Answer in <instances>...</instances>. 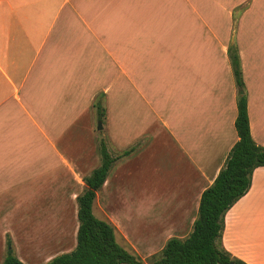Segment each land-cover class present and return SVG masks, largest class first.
Wrapping results in <instances>:
<instances>
[{"label":"crops","instance_id":"0c3cea01","mask_svg":"<svg viewBox=\"0 0 264 264\" xmlns=\"http://www.w3.org/2000/svg\"><path fill=\"white\" fill-rule=\"evenodd\" d=\"M232 39L264 146V0H0V253L8 224L42 207V191L79 181L80 124L95 136L98 105L110 153L134 149L114 163L94 211L117 194L139 214L146 195L159 237H186L239 139ZM81 158L96 162L89 174L101 163ZM143 161L141 178H128ZM222 242L264 264V167L227 211Z\"/></svg>","mask_w":264,"mask_h":264},{"label":"trees","instance_id":"16d2710c","mask_svg":"<svg viewBox=\"0 0 264 264\" xmlns=\"http://www.w3.org/2000/svg\"><path fill=\"white\" fill-rule=\"evenodd\" d=\"M228 55L236 83L244 90L242 60L234 39L229 44ZM99 112L102 121L104 113ZM235 125L239 139L214 182L203 191L192 231L183 238H169L149 264H249L234 256L222 242L227 211L249 191L255 169L264 167V146L252 136L246 91L238 96ZM133 149L113 155L106 141L100 142L101 163L84 176V189L76 197L79 223L76 245L44 264H148L118 242L116 227L111 221L94 213L97 192L104 186L114 163ZM1 264H26L17 256L9 238L7 254Z\"/></svg>","mask_w":264,"mask_h":264},{"label":"rangeland","instance_id":"374dc122","mask_svg":"<svg viewBox=\"0 0 264 264\" xmlns=\"http://www.w3.org/2000/svg\"><path fill=\"white\" fill-rule=\"evenodd\" d=\"M240 89L242 88L239 87V94ZM245 91L247 94L246 87L244 88ZM100 97L102 96L100 95ZM99 110L103 112V106H96L93 131L95 136L93 138L88 137V133L84 129L86 125L80 124V131L82 132V136L85 135V138L80 140L79 143V181L75 183L73 180L72 183L64 185V189L61 191H42V207L29 208V212L26 209L23 217H14L12 222L8 224L7 232L15 235V238L14 235H11V237L13 236L11 240L13 241V247L18 248L17 255L19 254L18 256H21L27 264H44L55 255L69 251L76 245L79 224L76 196L83 191L85 186L82 177L89 174L90 168L96 163L94 160H91L92 164L86 167L89 159L86 160V158L82 159L81 157L90 156L92 159V157L100 155V142L106 140ZM96 114L99 116V119ZM82 119L84 120V118ZM143 164L144 161L139 162V166L138 164L133 165L128 178L130 175L131 178L134 177L136 180L141 178ZM114 170L115 167L110 171L111 175ZM146 175L148 178L152 176L151 162L147 163ZM141 187V193H143L145 186L141 184ZM102 192L100 191V195ZM149 194L150 192L147 195ZM112 197L110 206H108V203L107 205H103L102 202L97 203V208L94 211L95 215L100 218H108L107 215L112 217L113 220L111 221L116 227L118 242L149 264L154 256L160 253L167 239L159 237V234L156 232L157 224H153L150 221L149 215L145 216L143 214V211L147 208L146 195H140L137 201L138 206L141 205V213L139 212V214L129 212L128 205H123L125 203L124 199H119V202L117 194H114ZM105 211L107 215L104 214ZM5 225L0 223L1 230ZM28 234H31V236L38 234L39 237L28 238L26 237ZM5 255L6 252L0 253V264L4 260Z\"/></svg>","mask_w":264,"mask_h":264},{"label":"water","instance_id":"95a60500","mask_svg":"<svg viewBox=\"0 0 264 264\" xmlns=\"http://www.w3.org/2000/svg\"><path fill=\"white\" fill-rule=\"evenodd\" d=\"M244 93V90L243 89H240V94H243ZM230 264H238L236 262H231Z\"/></svg>","mask_w":264,"mask_h":264}]
</instances>
